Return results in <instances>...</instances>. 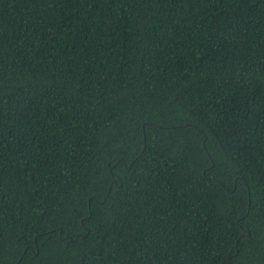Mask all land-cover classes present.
Segmentation results:
<instances>
[{
    "label": "trees",
    "instance_id": "obj_1",
    "mask_svg": "<svg viewBox=\"0 0 264 264\" xmlns=\"http://www.w3.org/2000/svg\"><path fill=\"white\" fill-rule=\"evenodd\" d=\"M0 264H264V0H0Z\"/></svg>",
    "mask_w": 264,
    "mask_h": 264
}]
</instances>
